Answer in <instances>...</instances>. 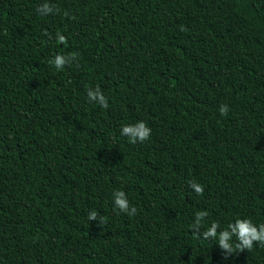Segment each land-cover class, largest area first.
Wrapping results in <instances>:
<instances>
[{
	"label": "trees",
	"instance_id": "obj_1",
	"mask_svg": "<svg viewBox=\"0 0 264 264\" xmlns=\"http://www.w3.org/2000/svg\"><path fill=\"white\" fill-rule=\"evenodd\" d=\"M44 2L0 0V264H264L192 228L264 223V0Z\"/></svg>",
	"mask_w": 264,
	"mask_h": 264
},
{
	"label": "clouds",
	"instance_id": "obj_2",
	"mask_svg": "<svg viewBox=\"0 0 264 264\" xmlns=\"http://www.w3.org/2000/svg\"><path fill=\"white\" fill-rule=\"evenodd\" d=\"M56 11L57 9L48 0H45L39 8V14L42 16L53 14ZM56 40L58 43H63L66 37L57 32ZM76 59L77 56L75 53L70 55L57 54L49 61V64L54 65L57 70H63L66 65L71 64ZM87 98L90 102L97 103L102 108L106 109L108 107L107 97L100 90L99 86L95 89L88 88ZM219 111L222 115L226 116L229 108L227 105H221ZM151 131V128L144 121H138L135 124L122 125L120 134L127 137L129 143L136 144L137 142H146L151 136ZM189 187L198 195H203L204 193V187L196 181H190ZM114 209L130 216L136 214V208L134 206L130 207V202L124 191H116L114 193ZM207 216V211H198L195 213V221L192 225L194 234L197 237L202 235V238L205 240L211 239L217 241L216 244L222 251L231 254L245 250L251 252L255 244L264 247V223L256 225L251 219L237 218L234 222L228 223L224 230L218 231L220 227L219 223L212 222L201 234L199 229L202 227V223ZM88 220H98L103 226L105 224L104 218L96 211H90L88 213Z\"/></svg>",
	"mask_w": 264,
	"mask_h": 264
}]
</instances>
